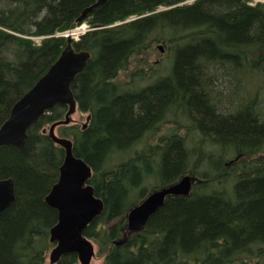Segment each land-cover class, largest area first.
<instances>
[{
	"label": "trees",
	"instance_id": "obj_1",
	"mask_svg": "<svg viewBox=\"0 0 264 264\" xmlns=\"http://www.w3.org/2000/svg\"><path fill=\"white\" fill-rule=\"evenodd\" d=\"M95 1L0 0V126L57 59L65 38L56 33ZM188 1L108 0L73 42L90 53L72 83L89 119L56 133L91 168L103 210L83 234L104 264H264V161L250 156L264 149V0ZM150 41L167 45L166 71H134L144 85L115 82ZM66 111L56 105L31 124L22 149L0 146V179L14 184L0 211V264H47L57 212L44 197L64 150L43 130ZM188 172V195L168 196L141 231L126 233L132 204Z\"/></svg>",
	"mask_w": 264,
	"mask_h": 264
},
{
	"label": "water",
	"instance_id": "obj_2",
	"mask_svg": "<svg viewBox=\"0 0 264 264\" xmlns=\"http://www.w3.org/2000/svg\"><path fill=\"white\" fill-rule=\"evenodd\" d=\"M108 0H96L85 7L76 22L103 6ZM160 48V47H159ZM90 53L76 51L72 39L36 83L12 106L7 119L0 126V146L10 145L22 149L27 139V129L42 115L56 105L67 106L62 120L50 125L48 136L64 150V157L58 169V178L45 196L46 204L57 212L56 223L49 229V241L55 246L49 252L53 263L66 253L76 254L79 264H90L94 256L91 241L83 231L103 210V202L94 194L88 184L91 168L81 158L72 153V141L59 137L54 128L68 124L76 110V102L71 90L72 82L86 66ZM193 177L182 176L176 184L152 191L127 214V228L139 231L144 228L150 215L155 213L171 194L186 196L191 189ZM14 200V184L11 178L0 179V211Z\"/></svg>",
	"mask_w": 264,
	"mask_h": 264
},
{
	"label": "rangeland",
	"instance_id": "obj_3",
	"mask_svg": "<svg viewBox=\"0 0 264 264\" xmlns=\"http://www.w3.org/2000/svg\"><path fill=\"white\" fill-rule=\"evenodd\" d=\"M263 1V0H252L251 4H254V2ZM188 2H191L189 0ZM162 9V8H160ZM128 21V20H127ZM82 24L87 25L86 22H83ZM87 29L86 31H89V26H85ZM36 42L39 41V39H35ZM160 47V48H159ZM170 60L167 45L163 44L161 41H150L149 47L139 51L137 54L132 55V57L129 59L128 65L125 69L120 70L117 73V76L115 77L114 81L118 82L120 85L127 87V85H144V81H139L136 77L134 81L132 80V76L135 73H140L141 75H145L149 73L147 71L150 69V73L152 75H157L164 73L165 66H167L168 62ZM144 76V80L146 79ZM85 113L76 112L72 115V120L76 122L78 125H82L85 122L86 118ZM45 128H48V125L45 126ZM154 140V139H153ZM143 146V142H139V144L135 145V149H139ZM252 157V160L259 159L262 162L264 161V149L256 154L250 155ZM248 159H250L248 157ZM94 247H95V256L91 261V264H104V252L102 249L99 248L95 244V242L92 240ZM48 262V261H47ZM48 264V263H47ZM75 264H79L76 262Z\"/></svg>",
	"mask_w": 264,
	"mask_h": 264
},
{
	"label": "bare ground",
	"instance_id": "obj_4",
	"mask_svg": "<svg viewBox=\"0 0 264 264\" xmlns=\"http://www.w3.org/2000/svg\"><path fill=\"white\" fill-rule=\"evenodd\" d=\"M93 3H94V2H93ZM88 6H89V5H88ZM85 18H86V17H85ZM85 18H84V19H85ZM84 19H83L80 23H77V22H76V25H75L74 27H72V28H70V29H67V30H65V31H61V32L56 33L55 36H59V37H63V38H65V45H64L63 49H64L65 46L67 45V38L70 37V38L72 39V45H73V42L76 41V35H74V34H75V29H77L78 27H80V26L82 25V23L85 22ZM90 29H91V27L89 26V29H88V30H90ZM35 39H39V40H40L41 37L33 38V40H35ZM38 42H39V41H38ZM63 49H62V50H63ZM62 50L60 51V53L62 52ZM85 51H86V50H85ZM87 52H88V51H87ZM60 53H59V54H60ZM58 56H59V55H58ZM50 66H51V65H50ZM83 70H84V69H83ZM83 70H82V71H83ZM82 71H81V72H82ZM77 75H78V74H77ZM77 75H76V76H77ZM76 76H75V77H76ZM40 77H41V76H40ZM40 77H39V78H40ZM39 78H38V79H39ZM74 79H75V78H74ZM35 83H36V82H35ZM35 83H34V84H35ZM72 83H73V82H72ZM34 84H33V85H34ZM33 85H32V86H33ZM32 86H31V87H32ZM31 87H30V88H31ZM30 88H29V89H30ZM29 89H28V90H29ZM28 90H27V91H28ZM71 90H72V85H71ZM27 91H26V92H27ZM26 92H24L23 94H25ZM72 93H73V91H72ZM23 94H22V95H23ZM22 95H21L20 97H22ZM20 97H19V98H20ZM73 97H74V94H73ZM19 98H18V99H19ZM18 99H17V100H18ZM74 99H75V98H74ZM17 100H16V101H17ZM16 101H15V102H16ZM15 102H14V103H15ZM75 102H76V100H75ZM14 103H13V104H14ZM76 105H77V104H76ZM12 106H13V105H12ZM11 108H12V107H11ZM10 110H11V109H10ZM9 113H10V112H9ZM81 114H82V113H81ZM85 114H86V113H85ZM88 119H89V116L86 115L85 122L81 125L82 128H85V126H86V124H87V122H88ZM55 122H56V121H55ZM53 123H54V122H53ZM53 123H52V124H53ZM71 123H73V124H77L76 122H74V121L72 120V117H71V121L69 122V124H71ZM52 124H50V125H52ZM50 125L48 126L47 129L44 128L43 132H46V133L48 134V129H49ZM77 125H78V124H77ZM79 126H80V125H79ZM57 127H58V126H56V127L54 128V133H55L56 135H58V134L56 133V128H57ZM69 139H70V138H69ZM70 140H71V139H70ZM79 158H80V157H79ZM81 159H82V158H81ZM82 160H83V159H82ZM255 160L258 161V159H255ZM85 163H86V162H85ZM230 163H232V160H230ZM60 165H61V164H60ZM87 165H88V164H87ZM88 166H89V165H88ZM91 174H92V172H91ZM186 175L189 176V177H194V175H193L192 173H189V172H188V173H185V174L182 175V176H186ZM178 181H179V179L175 180L173 183L169 184L168 186H170V185H172V184L174 185V184H176ZM51 187H52V186H51ZM166 187H167V186H166ZM50 189H51V188H50ZM155 190H158V189H155ZM155 190H153V191H155ZM48 192H49V191H48ZM151 192H152V191H151ZM151 192H148L147 195H146L144 198H142V199H140V200H137V202L134 203V204H132V206H131V207L128 209V211L126 212V214H125V231H126V233H128V234H129V233H137V232H139V231L142 230V229L139 230V231H130V230H128V228H127V214H128V212H129L132 208H135L140 202H142V201H143V200H144V199H145V198H146ZM46 195H47V194H46ZM46 195H45V196H46ZM168 196H183V195L171 194V195H168ZM168 196H166L165 199H166ZM44 198H45V197H44ZM165 199H164V202H165ZM44 201H45V200H44ZM45 203H46V202H45ZM163 204H164V203H163ZM55 223H56V222H55ZM55 223H54V224H55ZM52 226H53V225H52ZM52 226H51V227H52ZM51 227H50V228H51ZM144 227H145V226H144ZM87 238H88V237H87ZM48 239H49V235H48ZM88 239L91 241V243H92V245H93V248H94V256H95V247H94V244H93V242H92V239H90V238H88ZM124 239H125V238H124ZM124 239H123V240H124ZM49 242H50V241H49ZM50 243L52 244V247L50 248V250H51V249L55 246V243H54V242H50ZM115 244L118 245V244H120V242L118 241V242H116ZM50 250L48 251V253H47V255H46V261H48V262H47L48 264H56V263L60 260V258L66 256V255H68V254H74V253H66V254H63V255H61V256L59 257L58 260L54 261L53 263H50V261H49V252H50ZM74 255L76 256V254H74ZM76 260H77V259H76ZM76 262H77V261H76Z\"/></svg>",
	"mask_w": 264,
	"mask_h": 264
}]
</instances>
